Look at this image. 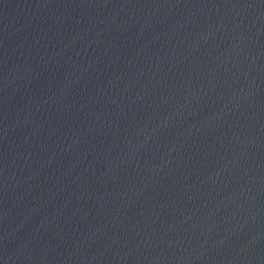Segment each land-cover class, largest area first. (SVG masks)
<instances>
[{
  "label": "water",
  "instance_id": "water-1",
  "mask_svg": "<svg viewBox=\"0 0 264 264\" xmlns=\"http://www.w3.org/2000/svg\"><path fill=\"white\" fill-rule=\"evenodd\" d=\"M0 264H264V0H0Z\"/></svg>",
  "mask_w": 264,
  "mask_h": 264
}]
</instances>
